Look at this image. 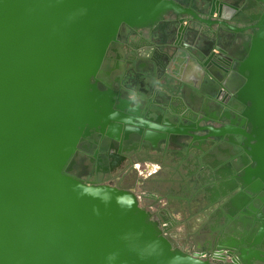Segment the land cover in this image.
Instances as JSON below:
<instances>
[{"label":"water","instance_id":"obj_1","mask_svg":"<svg viewBox=\"0 0 264 264\" xmlns=\"http://www.w3.org/2000/svg\"><path fill=\"white\" fill-rule=\"evenodd\" d=\"M249 2L264 6V0ZM170 5L0 0V264H217L174 247L133 193L69 175L80 142L122 121L110 94L94 79L108 46L123 24L153 27ZM251 18L256 29L232 82L250 127L245 144L254 166L247 168L244 183L259 193L264 192V10ZM148 108L156 124L158 110L172 112L167 104ZM163 143L171 145L165 138ZM254 232L244 237L246 227H211L203 239L218 250L238 249L250 264L264 250V227Z\"/></svg>","mask_w":264,"mask_h":264},{"label":"flooded vegetation","instance_id":"obj_2","mask_svg":"<svg viewBox=\"0 0 264 264\" xmlns=\"http://www.w3.org/2000/svg\"><path fill=\"white\" fill-rule=\"evenodd\" d=\"M163 1L171 5L153 27L123 24L108 46L94 79L122 121L80 142L69 175L133 193L181 251L244 264L238 249L218 250L203 237L211 227H246L244 237L264 227V192L244 183L254 166L245 144L250 127L232 82L256 29L251 17L264 6ZM149 103L167 104L172 112L158 110L153 123ZM136 109L138 116H131ZM262 251L250 264H264Z\"/></svg>","mask_w":264,"mask_h":264}]
</instances>
